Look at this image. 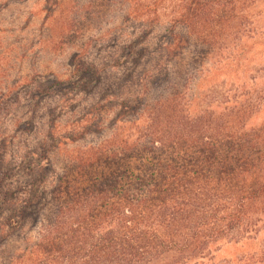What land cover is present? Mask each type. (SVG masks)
<instances>
[{"label": "trees", "instance_id": "obj_1", "mask_svg": "<svg viewBox=\"0 0 264 264\" xmlns=\"http://www.w3.org/2000/svg\"><path fill=\"white\" fill-rule=\"evenodd\" d=\"M125 2L140 29L110 46L116 57L106 67L102 50L77 44L84 6L74 2L68 11L57 0L43 1L42 22L51 39L61 41L57 47L75 43L69 87L91 100L76 123L83 132L58 138L54 149L78 143L86 131L99 132L107 120L103 110L113 112L114 129L65 156L60 150L53 184L47 187L41 176L35 191L32 179L22 200H12L10 230L0 227V264H202L219 241L240 229L251 208L264 213V121L246 126L250 100L262 93L246 89L264 78L262 38L257 62L246 64L241 84L206 93L213 108L224 97L228 104L251 97L227 114L198 101L207 81L221 89L220 74L245 65L257 29L254 11L264 0ZM152 25L167 27L170 37L160 33L152 43ZM46 90L36 93L43 97ZM46 170L38 164V172ZM33 227L37 235L31 238Z\"/></svg>", "mask_w": 264, "mask_h": 264}, {"label": "rangeland", "instance_id": "obj_2", "mask_svg": "<svg viewBox=\"0 0 264 264\" xmlns=\"http://www.w3.org/2000/svg\"><path fill=\"white\" fill-rule=\"evenodd\" d=\"M43 1L0 0V101L6 99L7 103L0 109V227L3 226L5 230H10L7 227V216L15 212L11 202L15 198L22 200L25 194L23 195L21 191L25 185L32 179L35 180L33 190L36 191V187L41 184L40 177L44 175L46 178L43 179L48 178L46 186L53 184L56 177L54 168H57L59 160L57 155H60L58 154L60 150L66 151L62 152L65 156L67 152H73L74 146H83L108 137L114 129L113 112L106 114V110H103L101 114L106 115L107 120L99 132L86 131L87 135L78 143H68L67 146H59V150L54 149L53 145L58 138L83 132L81 125L76 123L83 121L91 100L86 101L87 95L84 91L72 90L69 87V81L71 78L74 79L72 70L77 64L71 53L75 43L66 41L62 44V49L57 47L61 41L58 39L55 43V39H51L49 30L42 22L45 17ZM57 1L68 11L73 9L71 7L74 6V2L76 5L84 6L78 18L82 21L84 33L77 44L83 43L85 47L96 52L102 50L101 54L104 52V57L108 59V63L104 64L106 67L110 65L112 58L116 57V55L113 57L112 51L109 50L110 46L116 48L117 43L129 41L127 38H133L139 32V23H134L129 17V7L125 0ZM254 12L253 18L256 19L257 29L252 34L253 40L248 48L247 60L243 63L245 65L236 72L220 74L217 83H225L223 87L220 86L221 89L219 86H213V80L207 81L203 85L204 93L198 97L201 106L213 108L212 98L208 96L210 99L207 100L206 93L214 88L216 91H226L233 84H241L246 64L248 62L250 66L256 64V53L263 47L257 41L262 38L264 44V2ZM50 22L51 19L47 21ZM163 26L152 25L150 28L145 26L148 32L152 33L150 36L152 43L158 42L157 35L160 33L165 34L166 38L168 35L170 37L171 33ZM90 53L92 56L100 55ZM90 55L87 56L88 59ZM99 58L101 59L100 56ZM101 65L104 67L102 62ZM128 66L132 67L131 62ZM108 71L111 73L112 69ZM118 71L115 69L112 74ZM53 81L63 85H53ZM249 85L247 90L253 92L255 88L262 93L257 95L254 93V98L250 100L252 108L246 113V117H250L246 125L248 128L258 127L264 121V78H260L256 85L251 82ZM45 87L46 93L40 97L36 91ZM247 97L251 96L238 98V104L235 97L229 104L227 97H224L222 103L215 102L213 109L218 110L220 114L231 113L236 106L239 108ZM45 147L53 150L47 153ZM45 154L48 159H43ZM44 160H49V164L47 165ZM38 164L47 166L48 170L44 173L38 172ZM32 166L34 170H31ZM250 210L252 211L248 213L240 229L219 241L202 264H264V213L257 211L256 207ZM36 227L27 231L31 238L37 235ZM22 239L20 238L18 242Z\"/></svg>", "mask_w": 264, "mask_h": 264}]
</instances>
